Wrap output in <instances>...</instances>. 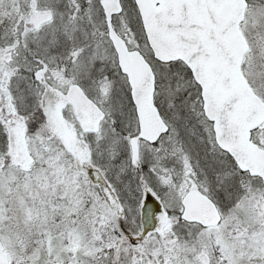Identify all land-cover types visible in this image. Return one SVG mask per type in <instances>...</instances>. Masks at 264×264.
Masks as SVG:
<instances>
[{"label":"snow or ice","instance_id":"obj_1","mask_svg":"<svg viewBox=\"0 0 264 264\" xmlns=\"http://www.w3.org/2000/svg\"><path fill=\"white\" fill-rule=\"evenodd\" d=\"M0 264H264V0H0Z\"/></svg>","mask_w":264,"mask_h":264}]
</instances>
